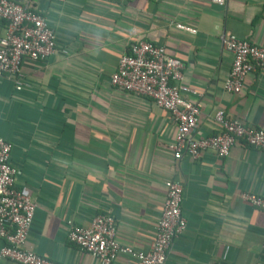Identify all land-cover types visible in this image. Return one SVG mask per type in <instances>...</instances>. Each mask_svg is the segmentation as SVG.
Masks as SVG:
<instances>
[{
	"label": "crops",
	"instance_id": "crops-1",
	"mask_svg": "<svg viewBox=\"0 0 264 264\" xmlns=\"http://www.w3.org/2000/svg\"><path fill=\"white\" fill-rule=\"evenodd\" d=\"M26 6L30 0H9ZM55 33L56 53L25 59L22 86L0 77V138L12 145L17 186L36 204L26 249L56 264H100L67 240L66 224L88 227L110 213L116 240L148 251L161 218L166 184L183 186L186 229L171 264H264V213L240 199L264 197V152L238 141L227 157L174 159L171 115L154 101L114 88L111 77L133 42L163 47L184 65V83L200 97L194 136L219 133L217 110L264 131V71L229 94L233 35L264 48V0H33ZM0 21V38L6 37ZM190 29L191 31H186ZM4 246L0 239V250ZM119 255L113 264H135ZM0 264H16L1 259Z\"/></svg>",
	"mask_w": 264,
	"mask_h": 264
},
{
	"label": "built area",
	"instance_id": "built-area-1",
	"mask_svg": "<svg viewBox=\"0 0 264 264\" xmlns=\"http://www.w3.org/2000/svg\"><path fill=\"white\" fill-rule=\"evenodd\" d=\"M32 1L22 6L0 0V21L7 25L6 37L0 38V77L13 80L17 89L22 86L21 67L25 59L44 61L56 53L55 33L45 18L31 8ZM49 1L63 3L65 0ZM212 1L219 5L225 2ZM221 46L233 58L223 89L238 95L243 91L248 75L256 70L264 71V48L233 35L223 36ZM111 85L148 98L171 115L176 134L169 148L176 161L186 155L194 161L199 160L207 151L223 159L238 141L264 152V131L230 119L222 110H217L213 117L219 128L218 134L203 138L193 135L201 109L198 102L188 97L198 99L200 94L185 85L184 65L168 56L163 47L143 41L133 42L121 57L111 77ZM11 151L12 145L0 138V239L4 242L0 258L16 264H56L26 249L36 204L17 186L19 173L10 164ZM166 187L162 215L148 251H135L118 243L115 219L110 213L97 215L88 227L67 222L68 242L100 264H113L119 255L132 256L135 264H171L169 251L174 240L185 231L186 220L181 212L183 186L173 181ZM240 199L264 213V197L243 192ZM262 247L264 250V238Z\"/></svg>",
	"mask_w": 264,
	"mask_h": 264
},
{
	"label": "trees",
	"instance_id": "trees-1",
	"mask_svg": "<svg viewBox=\"0 0 264 264\" xmlns=\"http://www.w3.org/2000/svg\"><path fill=\"white\" fill-rule=\"evenodd\" d=\"M175 159V158H174Z\"/></svg>",
	"mask_w": 264,
	"mask_h": 264
}]
</instances>
